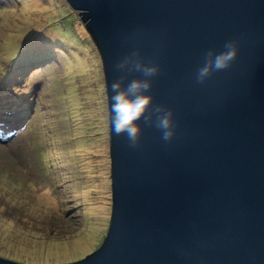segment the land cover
Returning a JSON list of instances; mask_svg holds the SVG:
<instances>
[{"label":"water","instance_id":"obj_1","mask_svg":"<svg viewBox=\"0 0 264 264\" xmlns=\"http://www.w3.org/2000/svg\"><path fill=\"white\" fill-rule=\"evenodd\" d=\"M66 2L101 58L111 214L102 244L63 264H264V0ZM228 41L231 66L197 83ZM133 52L159 68L148 94L174 113L169 142L142 121L137 147L112 131L111 83L142 78L114 67Z\"/></svg>","mask_w":264,"mask_h":264},{"label":"rangeland","instance_id":"obj_2","mask_svg":"<svg viewBox=\"0 0 264 264\" xmlns=\"http://www.w3.org/2000/svg\"><path fill=\"white\" fill-rule=\"evenodd\" d=\"M13 1L0 0V108L20 106L7 112L23 128L0 144V257L73 263L102 244L110 222L101 58L66 0H24L22 9ZM23 22L35 32L17 43ZM59 38L64 55L54 50L50 64L27 68L29 53L52 50ZM5 133L12 129L2 122Z\"/></svg>","mask_w":264,"mask_h":264},{"label":"clouds","instance_id":"obj_3","mask_svg":"<svg viewBox=\"0 0 264 264\" xmlns=\"http://www.w3.org/2000/svg\"><path fill=\"white\" fill-rule=\"evenodd\" d=\"M224 49L219 53L210 49L204 54L203 64L195 74L197 83L203 84L215 72L227 70L231 66L237 57V45L234 41H228ZM139 56V52H133L129 57L117 62L114 67L117 71L127 68L128 75L138 73L142 78L128 79L127 76L121 75L110 85L112 131L116 136H124L131 147L139 145L143 133L141 121L144 125L157 129L161 133V139L165 142L171 141L175 135L173 111L163 105L154 104V97L148 94L152 89V78L159 74V68L145 63ZM134 57L136 59H133ZM12 118L9 117L8 112L6 117L0 118L6 126L12 129V134L0 135V144L12 141L15 134L23 128L19 125L21 120L13 121Z\"/></svg>","mask_w":264,"mask_h":264},{"label":"trees","instance_id":"obj_4","mask_svg":"<svg viewBox=\"0 0 264 264\" xmlns=\"http://www.w3.org/2000/svg\"><path fill=\"white\" fill-rule=\"evenodd\" d=\"M13 6L15 7V8H18V7H20L21 9H22V5H23V3H24V0H14L13 2ZM8 8V7H7ZM14 8V9H15ZM26 24H28V22L26 23ZM20 26V25H19ZM21 27H23L25 30L24 31H22V32H20L21 33V35H20V37H19V41L17 42V43H19L22 39H25L26 40V38H29L30 37V35L31 34H33L34 32H35V29L34 28H31L30 27V29H27L26 27H25V22H23L22 23V26ZM62 27H64V30H62V32L60 31V33H61V35H64L65 37H66V39H70V38H67V32H69L68 31V28L67 27H65V26H62ZM67 32H66V31ZM24 32V33H23ZM70 33V32H69ZM16 43V44H17ZM68 44V43H67ZM63 45H65V43H64V41H63V39L62 38H59L56 42H55V44L53 45V47H52V50H44V51H42V52H39V51H37V50H34V51H32L31 53H29V56H28V61L30 62L31 61V59L34 57V59H32V61L30 62V65L27 67V68H32V67H35V66H42V65H45V64H48V63H50V62H52L53 60V57H54V50H57V51H60V53L61 54H63L64 55V52H65V49H64V47H63ZM25 48V43L22 45V47L20 48L21 50L22 49H24ZM98 52V51H97ZM23 60V59H22ZM105 87V86H104ZM68 89L69 90H71V88L70 87H68ZM73 92V91H72ZM74 96L76 95L75 94V91H74V94H73ZM73 101H77V102H79V106H80V109L81 110H84V107L82 106V102H80L78 99H73ZM24 105H26V104H24ZM11 109H17L19 112H20V106H12L11 107ZM7 111H8V109L4 106V107H1L0 108V116L1 117H6V115H7ZM17 111V112H18ZM24 113V112H23ZM20 116L21 115H23V114H19Z\"/></svg>","mask_w":264,"mask_h":264}]
</instances>
